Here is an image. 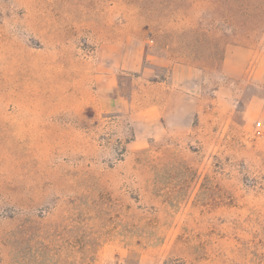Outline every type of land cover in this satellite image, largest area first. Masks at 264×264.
I'll return each instance as SVG.
<instances>
[{
  "label": "rangeland",
  "instance_id": "obj_1",
  "mask_svg": "<svg viewBox=\"0 0 264 264\" xmlns=\"http://www.w3.org/2000/svg\"><path fill=\"white\" fill-rule=\"evenodd\" d=\"M219 3L0 0V264H264V22Z\"/></svg>",
  "mask_w": 264,
  "mask_h": 264
},
{
  "label": "trees",
  "instance_id": "obj_2",
  "mask_svg": "<svg viewBox=\"0 0 264 264\" xmlns=\"http://www.w3.org/2000/svg\"><path fill=\"white\" fill-rule=\"evenodd\" d=\"M219 2L222 14H229L243 32H254L256 30L253 25L264 22V0H219Z\"/></svg>",
  "mask_w": 264,
  "mask_h": 264
}]
</instances>
